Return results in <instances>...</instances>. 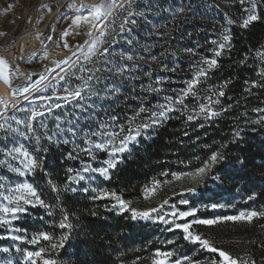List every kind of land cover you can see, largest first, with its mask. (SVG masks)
<instances>
[{
	"label": "snow or ice",
	"instance_id": "snow-or-ice-1",
	"mask_svg": "<svg viewBox=\"0 0 264 264\" xmlns=\"http://www.w3.org/2000/svg\"><path fill=\"white\" fill-rule=\"evenodd\" d=\"M150 2V0H149ZM241 4H244L245 0H239ZM42 7L48 8L47 5ZM69 8L75 9L77 13L72 18L70 28H80L81 26H88V36H92V29L98 32V36L95 37L91 43L85 41V45H88L87 54L83 59L88 60L91 64V68H81L77 66L79 57L77 53L80 52L84 46L77 45V52L72 55L77 57V61L65 60L64 63L69 65L65 72H72L75 75L76 72H85L86 76H79L77 79L81 81L76 87L69 86L64 88V95L58 97L59 100H63L65 104L70 103L72 100L76 101V111L73 113L72 119H61L60 116H55V129L49 130L48 125L44 121L46 115H52V109L62 108L63 105L59 102L47 105V110L42 111L40 106L31 108H17L16 104H12L11 107L18 110L28 112L29 115L25 120L17 119L16 124H23L24 130L21 131L18 128L12 127L5 121L0 123V132L4 133L5 140L12 143V147L8 148L7 144L4 145L6 151L4 152V159L0 160V166L7 167L12 173H16L20 176L28 174H34L38 169L43 170L44 155L49 152L50 147H54L58 144L69 145L72 144V150L66 153L65 159L72 161H79L80 167H68L66 169V179L62 187L53 183L51 178L47 183L51 187L53 192H71L76 193L82 191L85 194L91 192L93 200H105L110 199L113 203L110 206H106V210L115 211L117 215L130 212L131 219L137 220H150L153 222L162 223L168 225L167 231H173L180 229L184 233V239L197 245L200 249L217 254L215 257H209L207 264H257L254 259H247L245 257H234L229 252L216 247L209 239L202 237L201 234L196 233L193 230L194 225L215 226L218 223L225 221H247L251 223L254 218L264 217V211L250 210L247 212H240L234 216H222L214 218H198L196 216L197 209L189 208L188 210H180L175 204H172L170 211H163L166 205H169L168 200H164L157 208H150L146 210H138L130 206V202L122 198L114 191H104L99 185L96 184L98 179L110 180L112 179V171L117 168V165L124 160V154L132 151L131 145H138L141 138L150 139V130H155L162 125L168 119H171L170 113L177 111V106H180V111L183 113L188 111L186 119L193 121L194 119L204 118L205 120H212L214 117L220 115V112L227 111V109H220L217 111L215 105L219 104L218 98L223 97L225 92L223 88H217L215 92L209 89L207 92H197V85L201 83L202 78H207L209 71L216 68L218 65V59L226 51L232 50V36L231 29L225 27L221 33H219L217 39L209 41L213 47L210 49L212 57H201L200 60L195 61L192 66L197 69L196 74L186 82L185 87L181 88L179 93L169 96L165 94L163 103H158L154 106H146L141 103L131 116L125 118L124 122H120L119 114L113 109L108 114L107 120H100L95 122V126H89L91 121V114L95 110L97 100H108L112 97L120 99L123 97L124 89L123 85L117 83L120 81H130L139 79L138 75L139 63H137V55L132 49L138 43L137 40L131 35L135 32L139 20L143 18L146 20L145 13L143 11L136 10L139 8L136 0H100L98 4L88 5L80 3L79 6L75 2L68 5ZM190 7V6H189ZM119 9L126 13L121 17V22L118 25V29L113 28L112 25L116 23V17L113 13ZM51 12V8H48ZM164 11L169 12L172 18L175 19L178 14L185 11V6L165 8ZM246 15L242 16V23L239 25L241 28L247 29L250 24L260 19L256 14L255 4L252 3L245 9ZM111 18V19H109ZM236 22L232 19H227L228 25H233ZM79 34V33H76ZM70 35V32L66 29L62 34V40ZM119 37V39H117ZM47 39L51 40L49 36ZM124 44L131 47H124L117 51L116 45ZM107 45V46H104ZM64 47L68 48L69 45L64 41ZM148 51L147 48L144 49ZM185 53L189 56H196L197 53L192 48H185ZM172 56H176L177 53H171ZM93 57L95 59H93ZM256 57L259 58L261 63H264V51H257ZM167 58V57H166ZM152 60H156L157 57L152 56ZM248 55H245L242 60L239 61L240 65H244L248 61ZM140 60H144L141 56ZM206 65V67H205ZM60 65L57 64V67ZM18 68V66H17ZM161 70H167L170 72H176V68H168L166 64H162ZM104 73L110 74L112 80L110 83L105 82L108 77L103 75ZM144 76L151 77V71H145ZM259 80H245L246 85H250L251 88L264 87V67H260L257 71ZM45 78L41 77V82ZM59 79L65 80V75H59ZM165 77H157L155 85H160L165 82ZM0 80L11 87L12 79L9 64L6 60L0 59ZM228 81L224 82V87H227ZM153 84H149L147 87L142 86L141 91L147 93H160L162 88L156 87ZM32 90L31 83L22 84L12 90L13 96H24V99H28L25 93ZM247 90V89H246ZM135 91V89H133ZM175 92V90H173ZM199 97L201 101L198 102L197 107L188 109L185 103L189 97ZM41 100H51L50 97L40 96ZM126 99V97H124ZM134 99H139L138 96H134ZM81 101H86L81 103ZM90 101V102H87ZM115 103V101H113ZM0 105L4 106L7 110L9 102L0 98ZM231 107V105H229ZM107 111V109H105ZM257 112H264V109H256ZM144 114L146 118H144ZM83 121V125L81 124ZM38 126L43 130L37 133L36 127ZM203 127V125H200ZM240 131H233L235 138L240 137ZM187 135V133H185ZM12 136H18L24 140H30L33 142V150L30 152L23 144H18L12 140ZM77 139L80 142H77ZM47 143L50 147H44V143ZM227 147V144L224 145ZM39 153L40 155H37ZM99 153H106V157L103 160H98ZM87 157V159H84ZM17 161L20 167H13L8 163V159ZM224 160V156L218 152L213 153L210 157V161L205 162L204 166L198 168L193 173L177 174L172 173L174 180H180L184 175L190 176L194 181L199 182L203 179L204 175L211 171V167ZM94 163L97 166H94ZM243 164V160L240 161ZM161 175H168V173H161ZM213 176V179H216ZM81 182H87V186L80 188ZM159 180H153L152 186H146L144 188L145 198L149 193L155 192L160 185ZM76 185V186H73ZM187 192L195 193V188L186 189ZM255 194L248 197V200H253ZM180 204L188 205L190 203L187 199H181ZM42 207L46 209L47 215L51 216L52 205L47 204L42 198L37 186L32 183H25L23 181L13 185L9 181L4 182V178H0V228L6 230V232L22 233V235H12L10 238L14 241L27 242L32 245L40 243L41 240L50 242V248L55 250L57 248L64 247V241L68 236L62 235L59 239V243L52 242L56 238L49 235L47 232H39L37 235L32 236L30 239L27 237L28 230L22 228L17 224V221L22 220L29 214V208ZM212 209L222 208L225 205L211 204ZM95 215V213H92ZM155 214V215H154ZM189 217L193 219L189 220ZM43 219V217H40ZM178 221H184L179 223ZM59 228L71 229L72 224L69 223V215L64 212L62 219L59 222ZM168 243H174L169 240ZM0 251L8 252L9 249L2 248ZM17 251L21 249L17 248ZM45 248L41 247L37 251H24L22 260L26 264H37V259H40L41 264H57L56 259H44L43 254ZM174 255L173 251H161L157 249L154 253V258L151 264H200L199 260L192 259L188 255L178 257L175 260H170ZM8 264H12L11 261Z\"/></svg>",
	"mask_w": 264,
	"mask_h": 264
},
{
	"label": "trees",
	"instance_id": "trees-1",
	"mask_svg": "<svg viewBox=\"0 0 264 264\" xmlns=\"http://www.w3.org/2000/svg\"><path fill=\"white\" fill-rule=\"evenodd\" d=\"M255 5L260 19L247 29L241 28L238 23L227 26L231 29V52L226 51L217 58V67L210 70L207 78H202L197 85L200 93L209 89L215 92L217 88H223L225 95L214 97L220 101L215 108L217 111H227L220 112V115L210 121L204 118L188 121V111L182 113L177 110L171 113V119L157 127L150 139L141 138L138 145L132 146L130 153L124 154L123 162L112 171V179L101 181L108 191L121 195L132 206L155 205L158 200H164L173 193L167 188L172 182V173L193 172L210 160L213 153L218 152L224 156V160L211 167V171L196 184L195 190L199 193L196 199H208L207 192L213 198H219L224 194H233L240 187L246 197L252 196V192L255 194V198L250 201L257 211L261 210L259 207L264 206V133L261 128L262 120L255 118L260 112L255 110L264 108V87L251 88L244 83L245 80H259L257 71L264 67V63L256 57L257 51H264V0H256ZM116 13L117 11L113 15H117ZM237 14L242 13L238 11ZM9 19L10 16L5 18L0 29L7 28ZM204 34L201 38L196 30H192L189 37L181 43V46L196 51L197 55L192 56L194 58L212 57L210 49L213 45L209 43L212 34ZM170 41L156 39L150 55L157 59L150 70L153 77L159 75L166 78L162 86H182L191 76L193 66L189 62V55L182 52L180 47H174L172 40ZM173 52L177 55L172 56ZM245 55L249 59L244 65H240L239 61ZM162 64H166L168 68L174 67L177 71L161 70ZM146 66L148 68L149 64L146 63L144 67ZM225 81H228L227 87H224ZM197 105L189 103L191 108L188 109ZM234 130H242L239 138L233 136ZM225 144L227 147H224ZM69 151L71 148L63 144L51 147L43 170L38 169L35 178H31L36 181L35 186L38 187L41 198L52 205L53 214L47 215L46 209L39 206L29 208V214L19 221V226L37 232L43 228L57 229L66 212L73 227L68 245L60 254L62 264H127L134 257L147 254L157 242L155 236L161 233L158 232V224L133 221L129 212L117 215L115 211H108L106 206H110L112 201L93 200L91 192L85 194L82 191H62L58 194L52 191L44 174L45 169L53 183L62 187L66 169L80 167L79 161L65 159ZM241 160L243 164L240 163ZM213 176L217 178L213 179ZM153 180L161 183L155 195L145 198L144 188L151 187ZM209 183L215 187H211ZM193 195L195 194L190 197ZM200 227L209 230L205 235L214 239H233V244L229 246L237 254L241 253L242 257L249 260L254 259L257 264H264V217L254 218L251 223L225 221L211 227Z\"/></svg>",
	"mask_w": 264,
	"mask_h": 264
},
{
	"label": "rangeland",
	"instance_id": "rangeland-1",
	"mask_svg": "<svg viewBox=\"0 0 264 264\" xmlns=\"http://www.w3.org/2000/svg\"><path fill=\"white\" fill-rule=\"evenodd\" d=\"M255 1L256 0H245L244 4H241L239 0H150V2L149 0H136L137 4L139 5V8L136 10L143 11L146 16V20L143 18H138L139 24L135 32L131 33L134 39L138 41L132 51H134L137 55V63H139L138 75L140 78L130 81L117 80V83L123 85V97L120 99L112 97L108 100H97L95 110L91 114L92 122L89 126L94 127L95 122L107 120L108 114L112 112L113 109L119 114L120 122H124L126 117L131 116L136 110H138V107L141 103H144L146 106H154L158 103H163L165 94L172 96L179 93L180 89L185 87L186 82L192 79V77L196 74L197 69L193 66V69H191V76L185 81V83L182 84V86H175L172 84L163 86L162 84L155 85L156 87L163 89V91L157 94H146L145 92L141 91L142 86L147 87L149 84L154 85L156 78L160 77L159 75L155 77H147L143 75L146 70L151 71L150 69L153 67L155 62V60L151 59L153 55H150V53L156 39H161L165 42L172 40V45L174 44V47L176 45L181 48L182 52H185L184 49L189 47H183L181 46V43L183 39L189 37V35L192 33V30H196V32L201 35V38L204 37V32H207L212 34V39H217L219 33H221L223 29L228 26L227 19H232L240 25L242 23V16L247 14L245 9H247L250 4H255ZM73 2H75L77 6H79L81 2L85 3L83 0H0V25L5 22V18L7 16H10L9 23L6 26L7 28L0 29V58L6 60L9 64L12 79L10 90L11 94L14 88L22 84L31 83L32 87V90L24 94L28 97L27 100L24 99V96H14V101L7 100L9 102V107L7 110L4 109V106H1L0 123L7 121V123L12 127L18 128L21 131L24 130V125L16 124L15 121L17 119H27L29 113L18 111L12 108V104H16L17 108L23 107L26 109L40 106L42 111H46L47 105L57 102L61 103L63 105L62 108L57 109L53 107L52 115H46L43 118L45 123L48 125L49 130L55 129V116H60L61 119H72L73 113L76 111V101L72 100L70 103L65 104V102L63 100H59L58 97L65 94L63 91L64 88L69 86L76 87L79 85L81 81L77 79V77L86 76V73L76 72L75 75H73L72 72L75 71V69L65 72L64 70L68 69L69 65L65 64L64 61H77V57L73 56L72 54L77 52V45H83L84 48L77 53V56L80 58L77 62V66L81 68H91L92 64L88 60L83 59L88 50V45H85V41H89V43H91V41L98 36V32L95 29H92V36H88V26H81L80 28L69 27V25H71L72 18L77 14L75 9L68 7V5L72 4ZM99 2L100 1H98L96 4ZM43 5H47L48 8H51V12L48 11V8L42 7ZM180 5L185 6V11L178 14L175 19L172 18V15L169 12L164 11L165 8L175 9ZM116 11L117 15H114L116 17V23L112 25V27L118 29V25L121 22V17L126 15V13L120 11L119 9ZM238 11H241L242 14L238 15ZM113 14H115V12ZM66 29L70 32V35L62 40L61 34ZM31 30H39L34 34L37 42L36 47H29V44L27 43L26 46L21 49L20 46L13 44L22 35ZM49 36L52 37L51 40L47 39ZM117 39H119V37H117ZM65 40L69 45L68 48L64 47ZM124 47L131 46H127L122 43L116 45L117 51ZM145 48H147L148 51H145ZM141 56L144 57V60H140ZM188 57L191 65L201 58H194L192 56ZM93 59L95 58L93 57ZM146 63L149 64L148 68L147 66L144 67ZM57 64L60 66L57 67ZM59 75H65L67 79L61 80L59 79ZM103 75L108 77V80L105 82L110 83L112 80L110 74L104 73ZM42 76L45 78L43 82H41ZM143 78L145 79L143 80ZM39 85L40 87H38ZM133 89H135V91H133ZM173 90H175V92ZM36 92L41 94V96L50 97L51 100H41L38 97H36V100L35 98H29ZM197 92H200L199 86H197ZM134 96H138L139 99H134ZM124 97H126V99ZM153 99L155 100L153 101ZM113 101H115V103H113ZM84 102L86 101H81V103ZM198 102L203 101H201L199 97L193 98L191 96L185 101L188 108L190 107L189 103L198 104ZM105 109H107V111H105ZM177 110H180V106H177ZM146 115L147 114H144V118H146ZM255 118H260L262 120L261 128L264 133V112H260L255 116ZM81 124L83 125V121H81ZM36 131L37 133L43 131L38 126V124ZM153 131L154 130H150V135L153 133ZM12 140L16 141L18 144H23L30 152L33 150V142L30 140H24L18 136H12ZM77 142L80 141L77 139ZM5 144H7L8 148L12 147V143L8 140H5L4 133L0 132V160L5 158ZM58 145L55 147H58ZM67 146H69L72 150V144ZM132 146L133 145L130 147L132 148ZM44 147L50 146L45 142ZM47 153L43 154L45 157L44 163L46 162ZM36 154L40 155L39 153ZM105 158H107L106 153H99L98 160H103ZM8 163L13 167H20L19 163L17 161H12L11 158L8 159ZM94 166L97 165L94 163ZM47 171L48 170L45 169L44 174L47 176L48 181L50 176L47 174ZM35 175L36 172L34 174L25 173V175L20 176L16 173L10 172L7 167L0 166V178H4L5 183L10 181L11 184L15 185L23 181L25 183H32L35 186L36 181L31 180V178H35ZM102 180L103 179H98L96 184L99 185V187H101L104 191H108L105 186L101 184ZM171 183L167 188L169 191L172 190L173 193L164 199L169 201V205H166L163 209L165 212L171 210L170 206L172 204H175L180 210L196 208V216L198 218L234 216L238 215L242 211L247 212L250 210H256L255 205L251 202L252 200H248V197H246L245 194L240 191V187L237 188L233 194H224L219 198H213V195H211L210 192H207L209 197L206 200L209 201L206 202V200L203 201L196 199L199 195L196 190L194 193L195 195L192 197H190V195L193 193L186 191L188 188H195L196 184L199 183L194 181L190 176L184 175L180 180L172 179ZM209 185H212L211 187H215L211 183H209ZM85 186H87V182H81L79 185L80 188ZM152 195H155V192L149 193L148 197ZM250 195H253V192ZM181 199H187L190 201V203L188 205L180 204L179 201ZM164 200H158L155 205H148L145 207L132 206L130 202V206L138 210H146L150 208H157L163 203ZM112 203L113 201L111 204ZM211 204L225 205V207L212 209L210 207ZM259 208L261 209L259 211H264V206ZM188 219L191 220L193 217H189ZM22 220H24V218ZM141 221L147 222L149 224H158V232L161 233L155 236L157 237V242H155L149 252H146L147 254H144L140 257L136 256L129 260L127 264H151L152 259L154 258V253L157 249L161 251H173L174 255L170 258V260H175L178 257L188 255L192 259L199 260L200 264L207 263L209 257H215V255H217L208 253L200 249L197 245L186 241L184 239V233L180 229L167 231L166 229L169 227L168 225L150 220ZM178 222L183 223L184 221ZM18 223L19 221H17V224ZM200 226L205 225H194L193 230L196 233L201 234L202 237L209 239V241L212 242L216 247L229 252L234 257H242L241 253L237 254V251L232 249L233 247L229 246L230 244H233L231 243L234 241L233 239H229L227 237H223L219 240L214 239L205 235L209 233V230L201 228ZM71 230L72 228L61 229L59 226L57 229L53 230H47L46 228H43L38 232L28 230L27 237L30 239L39 232H47L49 235H52L56 238L52 242L59 243L60 237L66 234L68 238L64 241L63 247L66 248ZM12 235H22V233L6 232L5 229L0 228V249H9L8 252L0 251V264H8L9 261H11L12 264H26V262L22 260L23 252L37 251L41 247L45 248V253L43 254L44 259H56L57 264L63 263L62 257H60L63 248L52 250L50 248V242L43 240H41L40 243L36 245H32L27 242L14 241L10 238ZM169 240L174 241V243H168ZM17 248L21 249V251H17ZM37 264H41L40 259H37ZM119 264L125 263L120 262Z\"/></svg>",
	"mask_w": 264,
	"mask_h": 264
},
{
	"label": "bare ground",
	"instance_id": "bare-ground-1",
	"mask_svg": "<svg viewBox=\"0 0 264 264\" xmlns=\"http://www.w3.org/2000/svg\"><path fill=\"white\" fill-rule=\"evenodd\" d=\"M83 1L85 2V4L95 5L100 0H83ZM48 23H49V21H48ZM37 31H39V30H31V31L26 32V34L22 35L13 44L20 46L21 49H23L27 43L29 44L28 45L29 47H36L37 42H36V38H35L34 34ZM38 87H40V85ZM36 89H38V88H36ZM10 90H11V87H9V85L7 83H5L3 80H0V98H3L5 100H13L14 101L15 97L11 94ZM33 92H35V91H33ZM40 96H41V94L36 92V93L32 94L29 98H35V100H36V97H40ZM1 106H3V105H0V108H1Z\"/></svg>",
	"mask_w": 264,
	"mask_h": 264
}]
</instances>
